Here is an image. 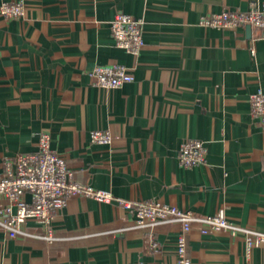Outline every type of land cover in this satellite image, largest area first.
<instances>
[{"label":"crops","instance_id":"crops-1","mask_svg":"<svg viewBox=\"0 0 264 264\" xmlns=\"http://www.w3.org/2000/svg\"><path fill=\"white\" fill-rule=\"evenodd\" d=\"M23 1L25 18L0 16V177L6 160L37 152L46 133L77 183L196 216L224 210L234 225L264 233V126L250 105L264 93V32L201 24L264 0ZM119 14L144 20L137 58L116 45ZM110 64L130 68L133 81L96 86L93 70ZM96 130L113 142H93ZM189 138L207 148L192 169L178 159ZM9 204L0 197V207ZM135 219L73 196L55 212L52 244L32 221L14 239L0 227V264H176L181 224L144 230ZM202 230L194 224L187 238L192 264H264V245L248 257L242 233Z\"/></svg>","mask_w":264,"mask_h":264},{"label":"built area","instance_id":"built-area-1","mask_svg":"<svg viewBox=\"0 0 264 264\" xmlns=\"http://www.w3.org/2000/svg\"><path fill=\"white\" fill-rule=\"evenodd\" d=\"M26 13L27 4L23 0L0 6V16L6 19H23ZM201 24L218 29L251 27L264 32V5L253 1L249 10L244 12L225 9L220 14L203 16ZM111 29L117 47L137 58L145 47L144 20L119 14L112 22ZM91 77L96 86L109 90H117L133 81L131 69L120 64L97 66ZM250 105L252 116L264 126V93L260 91L252 94ZM91 137L93 142L101 144L113 142L110 133L100 130L92 132ZM178 159L180 166L187 169L205 163L207 148L204 142L191 138L184 140ZM4 167L5 171L0 177V197L8 199L10 204L0 207V227L5 230L9 239L23 234L20 227L32 221L44 230V234L38 237L52 244L58 239L52 225L56 210L62 208L70 197L82 196L102 203H114L125 211H134L136 229H153L175 222L181 224L175 249L176 264H192L186 248L187 238L194 224L203 226V234L242 233L248 257L255 248L264 245V233L234 225L228 220L224 210L214 216H196L161 201L121 200L110 192L75 182L65 158L51 148V136L46 133L40 134L37 152L8 159L4 162Z\"/></svg>","mask_w":264,"mask_h":264},{"label":"water","instance_id":"water-1","mask_svg":"<svg viewBox=\"0 0 264 264\" xmlns=\"http://www.w3.org/2000/svg\"><path fill=\"white\" fill-rule=\"evenodd\" d=\"M251 28V27H250Z\"/></svg>","mask_w":264,"mask_h":264}]
</instances>
